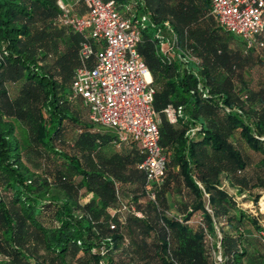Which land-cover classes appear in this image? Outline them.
I'll use <instances>...</instances> for the list:
<instances>
[{"label":"trees","instance_id":"obj_1","mask_svg":"<svg viewBox=\"0 0 264 264\" xmlns=\"http://www.w3.org/2000/svg\"><path fill=\"white\" fill-rule=\"evenodd\" d=\"M113 1L141 33L163 182L149 189L144 152L71 98L88 40L57 0H0V264H264V226L223 188L264 192V77L248 73L264 32L248 47L210 0Z\"/></svg>","mask_w":264,"mask_h":264},{"label":"built area","instance_id":"obj_2","mask_svg":"<svg viewBox=\"0 0 264 264\" xmlns=\"http://www.w3.org/2000/svg\"><path fill=\"white\" fill-rule=\"evenodd\" d=\"M210 1L220 28L243 38L248 47L263 45L257 36L264 32V0ZM78 2L86 6L85 17L74 10ZM57 4L62 24L88 40L81 44V66L74 73L71 98L82 100L94 124L112 130L115 148L135 144L144 152L138 168L149 189L161 184L166 153L159 144L161 120L153 108L151 75L137 49L138 23L124 16L113 0H57ZM178 112L171 106L164 109L170 123L176 122ZM149 197L154 200V192ZM125 208L134 211L132 205ZM216 258L220 261V254Z\"/></svg>","mask_w":264,"mask_h":264},{"label":"rangeland","instance_id":"obj_3","mask_svg":"<svg viewBox=\"0 0 264 264\" xmlns=\"http://www.w3.org/2000/svg\"><path fill=\"white\" fill-rule=\"evenodd\" d=\"M255 54L256 55L258 54L264 60L263 51L258 50L255 52ZM248 73H249L250 78L252 79V85L256 86L258 79L261 77H264V65L259 66L257 64L250 71H248ZM96 126L100 130L112 131L108 127H105L102 125H96ZM223 185H224L223 188L235 198L238 205L247 213L253 215L254 217H257L258 222L264 226V192H261L260 190H254L252 192H246V193L240 194L237 192L236 189L230 187L227 183H224ZM256 194L259 196L257 199V202L254 199ZM198 222H202L201 216L199 214H197L193 218L192 224L197 225ZM217 235L218 237L220 236L218 232H217ZM207 240H208L209 248L211 249L212 239L208 238Z\"/></svg>","mask_w":264,"mask_h":264}]
</instances>
